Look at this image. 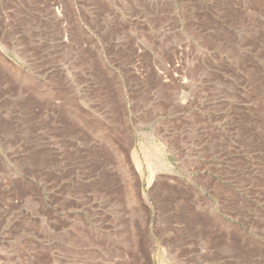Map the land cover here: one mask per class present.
I'll use <instances>...</instances> for the list:
<instances>
[{"label":"rangeland","instance_id":"rangeland-1","mask_svg":"<svg viewBox=\"0 0 264 264\" xmlns=\"http://www.w3.org/2000/svg\"><path fill=\"white\" fill-rule=\"evenodd\" d=\"M0 106L41 121L0 264H158L146 178L169 167L209 189L201 264H264V0H0Z\"/></svg>","mask_w":264,"mask_h":264},{"label":"crops","instance_id":"crops-1","mask_svg":"<svg viewBox=\"0 0 264 264\" xmlns=\"http://www.w3.org/2000/svg\"><path fill=\"white\" fill-rule=\"evenodd\" d=\"M19 108V106L13 107L11 108L13 111H10L9 107L0 106V189L8 180L9 161L16 159L18 154L24 153L21 137L24 136L23 129L27 125H32L33 129L31 150L28 153L32 152V158L40 156V116L38 115L31 123H26ZM172 112L174 114L171 122L173 125L179 113L174 106ZM156 126L154 123L153 128ZM170 127L172 129L170 135L179 137V128ZM10 135L11 138L17 139L11 143L12 150H9ZM35 136L38 140H35ZM158 158L164 161L178 160L180 152L176 150L167 154L150 155L151 160ZM147 178L146 202L150 203L153 208L168 210V228L159 231L155 237L156 248L162 250L156 255L161 258L158 264H201L202 243L204 244L209 238V227L208 233H203L207 230L203 226L208 225V222L206 220L203 224L201 216L202 208L209 206L208 186L202 185L199 180L189 178V175L181 173L180 169L172 167L158 169L151 173L150 180ZM149 187H151L150 190Z\"/></svg>","mask_w":264,"mask_h":264}]
</instances>
